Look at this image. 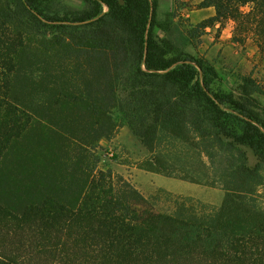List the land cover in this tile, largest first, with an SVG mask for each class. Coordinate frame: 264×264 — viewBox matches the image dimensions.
Instances as JSON below:
<instances>
[{
    "label": "trees",
    "instance_id": "trees-1",
    "mask_svg": "<svg viewBox=\"0 0 264 264\" xmlns=\"http://www.w3.org/2000/svg\"><path fill=\"white\" fill-rule=\"evenodd\" d=\"M48 2L0 0V264H264V86L214 88L215 66L183 50L193 30L154 34L155 1ZM200 5L215 13L197 26L232 20L264 53V0ZM120 121L139 168L219 186L220 206L163 191V207L99 168Z\"/></svg>",
    "mask_w": 264,
    "mask_h": 264
},
{
    "label": "rangeland",
    "instance_id": "rangeland-1",
    "mask_svg": "<svg viewBox=\"0 0 264 264\" xmlns=\"http://www.w3.org/2000/svg\"><path fill=\"white\" fill-rule=\"evenodd\" d=\"M151 1L156 3L155 18L158 26L154 28V34L158 38L169 36L172 24H177L184 31L193 30L194 36L191 37L190 43L183 46V50L194 56L201 55L215 66L218 77L213 83L214 88L236 93L239 77L249 73H252L253 77L264 86V53L259 51L250 36L244 42L232 39L234 32L232 20H228L222 27H219L218 23L200 27L197 24L210 17L207 11L199 10L202 8L201 1ZM78 2L79 0H50L47 7L55 13L62 14L65 10L70 11ZM107 9L104 5L103 11L106 12ZM228 41L230 44L227 47L215 45ZM236 50L242 51L241 58L236 57ZM258 99L264 107V94L258 95ZM115 116L120 119L122 114L117 111ZM120 123L121 127L114 136L100 140L95 147L99 157L97 164L99 168H111L114 172L123 175L146 198H159L158 203L163 207L168 205L165 198H170L163 191H169L179 198H191V202L194 203L200 201L204 204L220 206L225 191L219 186L186 181L156 172L149 173L151 171L139 168L138 164L144 160L148 152L128 126L121 121ZM245 149L249 164L254 165L257 161L256 156L249 148ZM159 175L164 176V180ZM256 198H264V181L259 187Z\"/></svg>",
    "mask_w": 264,
    "mask_h": 264
},
{
    "label": "crops",
    "instance_id": "crops-1",
    "mask_svg": "<svg viewBox=\"0 0 264 264\" xmlns=\"http://www.w3.org/2000/svg\"><path fill=\"white\" fill-rule=\"evenodd\" d=\"M198 1H201V0H198ZM83 5H84V2L81 0H79V2H78V4L75 6V7H72V8H76V9H80V8H82L83 7ZM214 9V7H212V6H209V7H202V8H200L199 10H202V11H207L208 12V15H210V16H212V15H214V13H215V10H213ZM219 24V23H218ZM235 44H236V42H234ZM217 44H219L220 46H229V41L227 42V43H225V42H219V43H216L215 45H217ZM243 50V49H242ZM235 55H236V57L238 58V57H240L241 58V56H242V51H239V50H236V52H235ZM237 61V60H236ZM149 173H153V172H149ZM159 177L161 178V179H163V177L164 176H161V175H159ZM164 180V179H163ZM163 180H161V181H163ZM162 186V185H161Z\"/></svg>",
    "mask_w": 264,
    "mask_h": 264
},
{
    "label": "clouds",
    "instance_id": "clouds-1",
    "mask_svg": "<svg viewBox=\"0 0 264 264\" xmlns=\"http://www.w3.org/2000/svg\"><path fill=\"white\" fill-rule=\"evenodd\" d=\"M248 10V6L245 5L243 8H242V11H247Z\"/></svg>",
    "mask_w": 264,
    "mask_h": 264
}]
</instances>
